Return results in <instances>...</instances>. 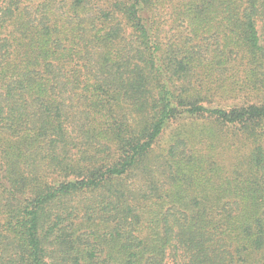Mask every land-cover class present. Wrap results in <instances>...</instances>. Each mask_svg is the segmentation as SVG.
Listing matches in <instances>:
<instances>
[{"label": "trees", "instance_id": "1", "mask_svg": "<svg viewBox=\"0 0 264 264\" xmlns=\"http://www.w3.org/2000/svg\"><path fill=\"white\" fill-rule=\"evenodd\" d=\"M0 264H264V0H0Z\"/></svg>", "mask_w": 264, "mask_h": 264}]
</instances>
